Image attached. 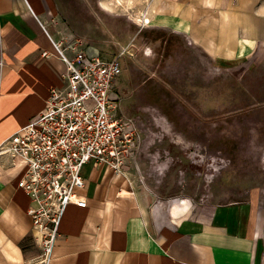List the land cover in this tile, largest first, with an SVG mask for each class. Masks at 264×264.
Listing matches in <instances>:
<instances>
[{
	"label": "crops",
	"instance_id": "obj_1",
	"mask_svg": "<svg viewBox=\"0 0 264 264\" xmlns=\"http://www.w3.org/2000/svg\"><path fill=\"white\" fill-rule=\"evenodd\" d=\"M230 2L177 1L191 15L177 26L212 54L229 48L219 56L225 66L264 56V0ZM59 4L0 0V144L64 85L66 66L55 44L74 41L76 29ZM86 52L100 55L93 47ZM21 176V167L0 159V264H33L41 253L27 213L30 198L17 188ZM81 176L87 207L67 208L49 264H264V217L250 201L187 216L183 205L161 210L145 186L105 166L91 162Z\"/></svg>",
	"mask_w": 264,
	"mask_h": 264
},
{
	"label": "rangeland",
	"instance_id": "obj_2",
	"mask_svg": "<svg viewBox=\"0 0 264 264\" xmlns=\"http://www.w3.org/2000/svg\"><path fill=\"white\" fill-rule=\"evenodd\" d=\"M177 1L189 4L60 0L59 9L82 49L93 47L107 60L122 57L116 116L138 135L126 178L145 186L165 212L183 205L189 216L250 201L264 217V56L222 65L219 56L229 48L213 55L190 39L177 26L190 21V10Z\"/></svg>",
	"mask_w": 264,
	"mask_h": 264
},
{
	"label": "built area",
	"instance_id": "obj_3",
	"mask_svg": "<svg viewBox=\"0 0 264 264\" xmlns=\"http://www.w3.org/2000/svg\"><path fill=\"white\" fill-rule=\"evenodd\" d=\"M55 48L66 66L64 85L51 91L40 114L0 144V159L21 167L17 188L31 201L27 213L41 249L33 264H49L67 208L87 207L80 194L86 187L83 167L94 162L116 178L126 177L137 151L135 125L116 116L122 57H89L73 40Z\"/></svg>",
	"mask_w": 264,
	"mask_h": 264
},
{
	"label": "bare ground",
	"instance_id": "obj_4",
	"mask_svg": "<svg viewBox=\"0 0 264 264\" xmlns=\"http://www.w3.org/2000/svg\"><path fill=\"white\" fill-rule=\"evenodd\" d=\"M102 8L104 9V10H110V7L108 6V5H104L103 4V6H102ZM147 23H149L148 21H147ZM120 177H124V176H120Z\"/></svg>",
	"mask_w": 264,
	"mask_h": 264
}]
</instances>
